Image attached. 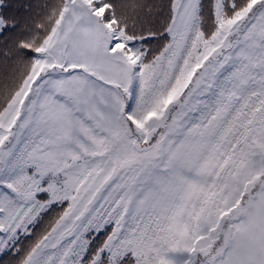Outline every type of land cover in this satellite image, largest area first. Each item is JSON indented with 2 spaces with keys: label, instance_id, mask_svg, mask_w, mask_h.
<instances>
[{
  "label": "snow or ice",
  "instance_id": "6c2138e0",
  "mask_svg": "<svg viewBox=\"0 0 264 264\" xmlns=\"http://www.w3.org/2000/svg\"><path fill=\"white\" fill-rule=\"evenodd\" d=\"M0 264H264V0H0Z\"/></svg>",
  "mask_w": 264,
  "mask_h": 264
}]
</instances>
